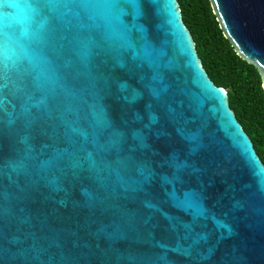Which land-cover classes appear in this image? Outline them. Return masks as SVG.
<instances>
[{
	"label": "water",
	"instance_id": "water-1",
	"mask_svg": "<svg viewBox=\"0 0 264 264\" xmlns=\"http://www.w3.org/2000/svg\"><path fill=\"white\" fill-rule=\"evenodd\" d=\"M210 2L264 88V0ZM0 264H264V162L178 0H0Z\"/></svg>",
	"mask_w": 264,
	"mask_h": 264
},
{
	"label": "trees",
	"instance_id": "trees-1",
	"mask_svg": "<svg viewBox=\"0 0 264 264\" xmlns=\"http://www.w3.org/2000/svg\"><path fill=\"white\" fill-rule=\"evenodd\" d=\"M178 1L205 69L217 85L228 89L230 106L264 162V88L258 68L237 54L210 0Z\"/></svg>",
	"mask_w": 264,
	"mask_h": 264
},
{
	"label": "snow or ice",
	"instance_id": "snow-or-ice-1",
	"mask_svg": "<svg viewBox=\"0 0 264 264\" xmlns=\"http://www.w3.org/2000/svg\"><path fill=\"white\" fill-rule=\"evenodd\" d=\"M172 195H173V196H175V194H174V193H173Z\"/></svg>",
	"mask_w": 264,
	"mask_h": 264
}]
</instances>
